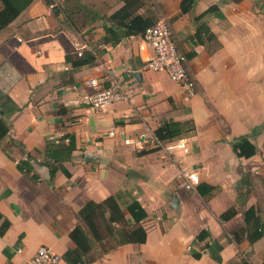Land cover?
Instances as JSON below:
<instances>
[{
  "label": "crops",
  "instance_id": "obj_1",
  "mask_svg": "<svg viewBox=\"0 0 264 264\" xmlns=\"http://www.w3.org/2000/svg\"><path fill=\"white\" fill-rule=\"evenodd\" d=\"M156 1L196 86L188 100L165 73L143 69L151 49L141 37L102 44L104 21L77 33L42 0H33L0 31V103L8 96L18 108L5 115L11 130L0 143V226L9 222L0 237V264H29L40 246L62 257L74 248L68 235L84 204L111 195L122 202L124 192L147 213L146 242L121 246L92 264L264 263V237L253 244L230 240L248 208L264 222V0H195L178 17L180 0ZM213 6L201 20L208 34L199 40L194 19ZM83 51L93 52L95 63L73 69L65 55ZM108 69L126 80L129 98L90 110L81 103L91 91L87 82L108 86ZM172 121L194 124L185 136L187 154L157 149L141 155L151 148L123 143ZM65 134L76 145L63 163L69 177L58 171L49 182L48 169L39 163L46 143ZM241 137L257 147L254 156H235L231 144ZM11 140L36 160V181L18 171L25 151ZM182 170L195 173L199 184L188 189ZM202 185L213 191L201 196ZM230 207L235 216L220 222ZM202 230L208 236L198 241ZM214 242L222 246L218 254Z\"/></svg>",
  "mask_w": 264,
  "mask_h": 264
},
{
  "label": "trees",
  "instance_id": "obj_2",
  "mask_svg": "<svg viewBox=\"0 0 264 264\" xmlns=\"http://www.w3.org/2000/svg\"><path fill=\"white\" fill-rule=\"evenodd\" d=\"M46 6H52L53 0H42ZM75 2V10H53L56 15L62 14L68 27L79 33L89 29L93 23L104 21V35L101 42L104 45H116L123 39L139 36L143 37L147 28L152 26L157 17L150 11L139 13L144 8L146 0H121L122 6L105 18L88 6L81 4L78 0ZM33 0H0V31L5 29L13 22L24 10H26ZM195 0H180L178 16L188 13L194 6ZM215 7H210L203 15L198 16L194 21L198 24L195 38L201 39V34H208L201 20L207 14L215 11ZM83 14L86 19L74 18V15ZM88 20V21H87ZM95 54L91 51H83L80 55H65V61L70 63L73 69L93 65L95 63ZM18 108L12 100L5 96L0 103V143L7 137L11 130V125L5 120V115L9 112L17 111ZM194 132L192 121L168 122L159 126L155 131V136L162 142H169ZM67 139V143L64 142ZM58 141L55 143V141ZM47 142L42 162L39 164L45 166L49 171V182H52L58 171L63 172L66 177L69 173L64 169L63 163L68 161L76 149L75 139L70 134ZM13 146L20 147L25 151L21 143L11 140ZM233 153L238 158H250L257 153V147L247 138L241 137L231 144ZM157 149H151L141 152L147 154ZM32 161L36 160L25 151V159L17 163L19 172L29 176L36 181L37 176L33 172ZM206 187V193L199 188L201 196L213 191V187ZM120 196L111 195L100 202L89 201L75 214L78 224L69 232V239L73 242L74 248L67 250L61 257L66 264H92L103 255L115 251L117 248L128 244H144L147 238V231L143 227V222L147 218V213L137 199L124 192L122 202ZM127 213V216L124 213ZM236 210L233 207L228 208L219 215L220 222H226L234 217ZM1 219V216H0ZM9 227V222L3 221L0 226V237L4 235ZM208 236L205 230H202L195 239L204 240ZM230 240L239 245L246 240L249 244L257 242L264 237V222L258 215L254 207H250L243 212V226L230 232ZM213 250L218 252L222 246L218 242L213 243ZM194 259L200 258V253H192ZM213 258L219 262L220 257L213 255ZM234 264H250L246 260L238 261ZM264 264V263H263Z\"/></svg>",
  "mask_w": 264,
  "mask_h": 264
},
{
  "label": "built area",
  "instance_id": "obj_3",
  "mask_svg": "<svg viewBox=\"0 0 264 264\" xmlns=\"http://www.w3.org/2000/svg\"><path fill=\"white\" fill-rule=\"evenodd\" d=\"M143 42L151 49V53L144 63V70L151 72H163L167 77L177 84L185 95V99L192 98L196 93L195 83L186 68L185 57L177 51L172 40L169 22L165 19L157 20L152 26L146 29ZM80 55V53H78ZM105 79L108 86H100L96 79L89 80L88 86L90 92L82 96L81 103L90 110L101 109L106 105L126 101L129 98L127 93V82L122 76L114 75L113 71H106ZM109 135H113L110 132ZM58 141L56 140L55 143ZM67 143V139H64ZM125 145H134L138 149L151 148L171 152L178 149L187 154L189 149L185 138H179L169 142L160 141L155 134H143L134 138H126ZM181 177L186 181V187L189 189L199 184L198 176L195 173L180 172ZM21 249H17L20 253ZM61 256L56 254L47 246H40L30 260L29 264H58Z\"/></svg>",
  "mask_w": 264,
  "mask_h": 264
},
{
  "label": "rangeland",
  "instance_id": "obj_4",
  "mask_svg": "<svg viewBox=\"0 0 264 264\" xmlns=\"http://www.w3.org/2000/svg\"><path fill=\"white\" fill-rule=\"evenodd\" d=\"M78 1L81 4L88 6L93 11L97 12L101 17L105 18V16H107V13L109 11L111 12L117 5H119L121 0H78ZM145 2L146 3L144 9L152 12L157 17L156 20L165 19L163 17V8L156 0H146ZM50 7L52 8V10H56V11L63 10V8L65 7L68 8V10L73 9L76 11L75 2L73 0H53V5ZM75 17L78 19H86L84 18L83 14L74 15V18ZM59 19L65 22V19L62 14H59ZM100 23L101 21H97L93 23L92 26H95Z\"/></svg>",
  "mask_w": 264,
  "mask_h": 264
},
{
  "label": "water",
  "instance_id": "obj_5",
  "mask_svg": "<svg viewBox=\"0 0 264 264\" xmlns=\"http://www.w3.org/2000/svg\"><path fill=\"white\" fill-rule=\"evenodd\" d=\"M173 203H174L173 207L175 208L176 205H177V198H176V197H174V199H173Z\"/></svg>",
  "mask_w": 264,
  "mask_h": 264
}]
</instances>
